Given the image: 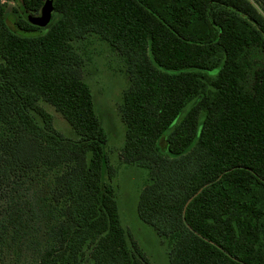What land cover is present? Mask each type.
<instances>
[{
    "label": "trees",
    "instance_id": "16d2710c",
    "mask_svg": "<svg viewBox=\"0 0 264 264\" xmlns=\"http://www.w3.org/2000/svg\"><path fill=\"white\" fill-rule=\"evenodd\" d=\"M11 1L0 0V232H26L50 183L63 203L35 264H151L122 224L74 46L95 34L126 65L120 157L149 170L137 213L171 239L170 263L264 264V0H53L47 29L28 19L46 0H21L13 24Z\"/></svg>",
    "mask_w": 264,
    "mask_h": 264
},
{
    "label": "rangeland",
    "instance_id": "374dc122",
    "mask_svg": "<svg viewBox=\"0 0 264 264\" xmlns=\"http://www.w3.org/2000/svg\"><path fill=\"white\" fill-rule=\"evenodd\" d=\"M8 5L9 19L13 24L17 17L23 14L21 0H13ZM14 8L16 11H13ZM55 17L52 20H55ZM44 28L47 29L48 26ZM74 46L83 56V77L91 87L95 108L108 132L106 151L111 163L118 170L113 185L122 224L146 252L151 264H171L168 254L171 239L161 238L137 213L140 192L150 179L149 170L125 164L120 157L125 141V124L122 122L119 106L123 91L129 84L125 62L107 41L95 34H89L86 38L74 42ZM192 103H189L183 114ZM45 107L54 115L56 128L63 134L74 137L73 129L61 114L48 104H45ZM105 179L108 181L107 177ZM51 189L50 183H45L37 189L38 192L32 199L38 202V206L35 214L29 218V228L26 232L14 234L13 228L0 232V264H35L38 260L40 251L47 243V227L56 222L63 203V200L54 202L51 199Z\"/></svg>",
    "mask_w": 264,
    "mask_h": 264
},
{
    "label": "water",
    "instance_id": "95a60500",
    "mask_svg": "<svg viewBox=\"0 0 264 264\" xmlns=\"http://www.w3.org/2000/svg\"><path fill=\"white\" fill-rule=\"evenodd\" d=\"M53 10V0H46L42 7L41 15H28V19L37 26L46 27L53 18Z\"/></svg>",
    "mask_w": 264,
    "mask_h": 264
}]
</instances>
